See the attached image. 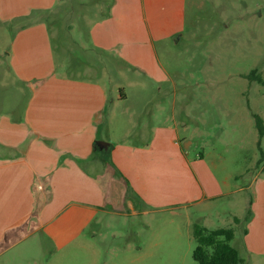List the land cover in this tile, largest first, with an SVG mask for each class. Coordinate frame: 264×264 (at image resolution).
I'll return each instance as SVG.
<instances>
[{
	"label": "crops",
	"instance_id": "1",
	"mask_svg": "<svg viewBox=\"0 0 264 264\" xmlns=\"http://www.w3.org/2000/svg\"><path fill=\"white\" fill-rule=\"evenodd\" d=\"M187 2L110 0L86 30L85 42H76L86 55L65 61L56 57L49 21L59 0H0V22L11 36L7 65L16 88L0 99V264H107L95 243L104 241L102 232L118 216L128 221L151 211L188 210L233 193L235 177L219 179L203 153L199 162L208 167L197 182L185 174L183 185L174 188L162 177L160 165L170 147L181 160H187L190 149L182 144L187 138L180 126L187 130V125L177 119L174 103L172 114L164 105L150 110L151 101L120 108L131 96L121 90L119 78L129 85L142 83L130 80V73L155 82L161 95L167 93L162 85L173 79L159 46L185 28ZM132 97L139 103L144 93ZM122 115L132 127L123 125ZM98 140L108 148L101 149ZM261 194L263 202L251 203L243 238L235 246L240 264H247L246 256L264 263ZM208 216L190 218L189 229L195 222L208 228ZM166 231L169 241L183 239L178 227H165L148 245L128 242L129 263L152 264L154 257L169 255V245L155 249L163 245Z\"/></svg>",
	"mask_w": 264,
	"mask_h": 264
},
{
	"label": "rangeland",
	"instance_id": "2",
	"mask_svg": "<svg viewBox=\"0 0 264 264\" xmlns=\"http://www.w3.org/2000/svg\"><path fill=\"white\" fill-rule=\"evenodd\" d=\"M109 2L59 0L49 18L59 60L69 61L72 55L78 60L86 55L76 42L82 38L85 42L86 30L93 20L100 18L103 13L101 7ZM5 29L6 24L0 22V99L16 89L7 65L11 36ZM166 44L159 46V52L173 79L162 85L167 93L161 95L155 82L143 76L135 78L130 73V80H141L139 82L142 83L141 86L129 85L127 79L119 78L121 90L131 96L120 108H137L143 102L151 101L150 110L156 111L164 105L172 114L175 104L177 119L187 125V130H183V124L180 126L181 136L187 138L186 145L184 141L182 144L190 149L187 160H181L170 147L169 156L160 165L162 177L168 180L169 186H182L185 174L186 178L191 177L197 182L200 172L209 166L219 179L230 174L234 176L233 188L242 186L243 189H234L230 196L216 197L188 210L151 211L147 215L129 217L128 221L118 216L114 225L102 232L107 236L104 241L95 243L107 264H130L126 244L148 245L165 227L171 231L178 227L182 230L183 239L178 243L169 241L166 231L163 245L155 249L162 250V246L169 245V255L154 257L152 264H197L193 258L197 245L194 226L202 223L195 222L189 229L190 218L195 220L201 213H207L212 219L207 225L209 229L233 228L236 240L232 239L231 243L236 246L242 240L250 218L251 203L256 207L263 202L264 137L259 136L254 115L259 114L264 119V0H188L185 28ZM253 70L261 75V80L250 78ZM140 92L144 93V99L137 103L132 95ZM133 119L137 120L136 115ZM120 120L124 126L132 127L125 116L122 115ZM123 131L119 130V133ZM199 153L205 154L208 166L199 162ZM155 170L159 169L155 167ZM153 180L157 183L159 178L153 177ZM253 182L256 183L254 187ZM253 189L258 192V197H255ZM205 206L207 210L203 209ZM172 210L179 214L173 215ZM165 220L176 222L163 224ZM146 221L151 227L145 225ZM177 246L179 251H175ZM246 258L247 264H254V258ZM137 264H146V260Z\"/></svg>",
	"mask_w": 264,
	"mask_h": 264
},
{
	"label": "trees",
	"instance_id": "3",
	"mask_svg": "<svg viewBox=\"0 0 264 264\" xmlns=\"http://www.w3.org/2000/svg\"><path fill=\"white\" fill-rule=\"evenodd\" d=\"M250 78L260 79L261 75L255 70L249 75ZM255 124L260 138L264 137V119L255 114ZM235 236L233 228L208 229L202 225H195L194 238L197 242L193 250V258L197 264H240L243 262L238 249L231 243Z\"/></svg>",
	"mask_w": 264,
	"mask_h": 264
},
{
	"label": "water",
	"instance_id": "4",
	"mask_svg": "<svg viewBox=\"0 0 264 264\" xmlns=\"http://www.w3.org/2000/svg\"><path fill=\"white\" fill-rule=\"evenodd\" d=\"M97 145L101 148V149H107L108 148V143L102 140H98L97 141Z\"/></svg>",
	"mask_w": 264,
	"mask_h": 264
}]
</instances>
